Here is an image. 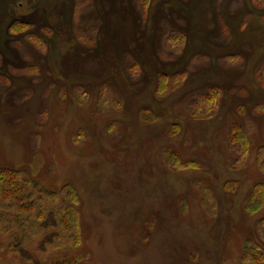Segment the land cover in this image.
Masks as SVG:
<instances>
[{
  "label": "rangeland",
  "instance_id": "374dc122",
  "mask_svg": "<svg viewBox=\"0 0 264 264\" xmlns=\"http://www.w3.org/2000/svg\"><path fill=\"white\" fill-rule=\"evenodd\" d=\"M254 1L0 0V264H236L264 244V203L246 205L264 186ZM211 88L216 113H188Z\"/></svg>",
  "mask_w": 264,
  "mask_h": 264
},
{
  "label": "trees",
  "instance_id": "16d2710c",
  "mask_svg": "<svg viewBox=\"0 0 264 264\" xmlns=\"http://www.w3.org/2000/svg\"><path fill=\"white\" fill-rule=\"evenodd\" d=\"M148 1L150 0H145L146 3ZM254 2H255V6L257 7L264 6V4H262V0H255ZM95 33L96 32H93V37L91 39L92 43L94 41ZM182 46H181V50H182ZM36 47L38 48V51L41 53L45 51L44 46L41 47V46L35 45V48ZM172 47L175 50V47L174 46ZM132 61L133 59L131 57L130 59L129 57H127L125 66H126L127 72L130 73V75L132 76V79H133L132 81L135 82V81H138L139 76L140 74H142V72L138 70H134L135 67L133 63H131ZM129 63H131V66L128 68ZM261 69L262 70L260 72L259 79L261 80V78H263L264 80V74H263L264 65L262 66ZM219 92H220L219 88H211L205 93L198 94L197 96L193 98L191 104L188 105L187 112L190 114H193L196 118H200V119L211 118V116H213L217 110V100L219 98ZM205 102H209L210 105L206 107L202 105V108H200V104L205 103ZM142 117H143V120H146V121L153 120L151 114L148 115V114L143 113ZM229 143L232 146V149L228 150V163L232 165L233 167L234 165L237 168L242 167L243 165H245V163L248 160H250V158L248 157V150H250L251 145H250V140L248 138V135L246 134L245 130H243V126L240 125V123H235L234 125H232V127H230ZM166 156L168 159L175 160V155L171 154L169 151H166ZM253 157H254L253 162H257L260 168L264 169V146H260L259 148H256L254 150ZM177 161L185 166L199 165L197 161L182 160L179 157H177ZM19 176L20 175H17V178ZM9 181L10 180L8 179V177H6L5 179L0 178V182L3 183V188L5 184L7 185V188H10L13 186V184H11V182ZM22 182L25 183V181L23 180ZM29 183L30 182H28L27 185H29ZM260 189L263 190L261 198H259L260 197L259 196L258 197L259 199H247L246 200V205L249 209L256 210L260 207L261 204L264 203V186H261L259 189H257L256 186H254V189L252 193L250 194V196H254L256 194L261 195V193H259ZM207 206H208L206 207L207 212H210V213H213L217 209V207L213 203L208 204ZM257 225H259V229L257 228L258 232H260L259 236L262 238V241H263L264 240V216L261 217L257 221ZM255 241L256 240L254 239L253 240L246 239L243 241V245H244L243 252L241 253L236 264H264V244H261L258 241L256 242Z\"/></svg>",
  "mask_w": 264,
  "mask_h": 264
},
{
  "label": "bare ground",
  "instance_id": "6f19581e",
  "mask_svg": "<svg viewBox=\"0 0 264 264\" xmlns=\"http://www.w3.org/2000/svg\"><path fill=\"white\" fill-rule=\"evenodd\" d=\"M90 36H91V38H92V34H91ZM90 36L88 35L89 38H90ZM262 66H263V63H260V64L256 67V70H255L254 73L260 75V70H261ZM259 75H258V77H259Z\"/></svg>",
  "mask_w": 264,
  "mask_h": 264
}]
</instances>
